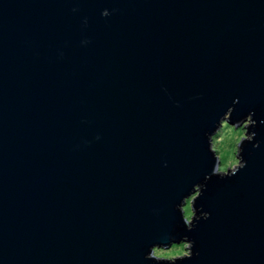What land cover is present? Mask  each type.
<instances>
[{"label":"water","instance_id":"obj_1","mask_svg":"<svg viewBox=\"0 0 264 264\" xmlns=\"http://www.w3.org/2000/svg\"><path fill=\"white\" fill-rule=\"evenodd\" d=\"M229 106L247 165L188 231ZM185 234L176 264H264V0H0V264H155Z\"/></svg>","mask_w":264,"mask_h":264},{"label":"clouds","instance_id":"obj_2","mask_svg":"<svg viewBox=\"0 0 264 264\" xmlns=\"http://www.w3.org/2000/svg\"><path fill=\"white\" fill-rule=\"evenodd\" d=\"M108 14L107 9L102 12L104 16ZM236 102H238V98L233 101V104ZM232 113L233 106H229L215 123L214 128L204 132L208 150L215 158L211 172L206 173L204 178L195 183L192 190L174 205V208L181 214L184 228L188 231L195 229L198 221L207 220L211 215L210 212L203 210V205L199 209L196 206L197 199L208 187L207 181L213 176L221 179L232 177L247 165L243 152L246 142L253 141L256 136L255 131H249L256 125V121L253 119L254 113L249 112L235 122L231 120ZM257 146H259V141L253 145V147ZM194 243L186 234L180 239L170 236L167 244H151L148 251L145 252L144 258L154 261L155 264H161V262L176 264L177 261L190 259L194 255Z\"/></svg>","mask_w":264,"mask_h":264}]
</instances>
